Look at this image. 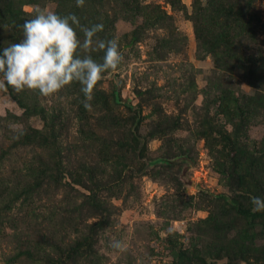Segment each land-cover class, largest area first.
I'll list each match as a JSON object with an SVG mask.
<instances>
[{"label":"rangeland","instance_id":"374dc122","mask_svg":"<svg viewBox=\"0 0 264 264\" xmlns=\"http://www.w3.org/2000/svg\"><path fill=\"white\" fill-rule=\"evenodd\" d=\"M37 8L123 60L91 110L0 89V264H264V0H0V53Z\"/></svg>","mask_w":264,"mask_h":264},{"label":"clouds","instance_id":"9594fccd","mask_svg":"<svg viewBox=\"0 0 264 264\" xmlns=\"http://www.w3.org/2000/svg\"><path fill=\"white\" fill-rule=\"evenodd\" d=\"M85 0H76L83 7ZM35 16L20 25L23 38L11 43L0 53V89L11 87L17 93L28 89L38 90L43 96L59 93L76 82L84 94V107L91 110L93 91L103 74L115 72L123 60L116 39L102 40L97 34L103 31L102 23L86 27L75 14L60 16L53 11L37 8ZM77 29L83 33L80 39ZM103 51L102 61L92 56ZM7 86V87H6ZM253 211H264V198H250ZM111 246L125 251L126 245L113 241Z\"/></svg>","mask_w":264,"mask_h":264},{"label":"water","instance_id":"95a60500","mask_svg":"<svg viewBox=\"0 0 264 264\" xmlns=\"http://www.w3.org/2000/svg\"><path fill=\"white\" fill-rule=\"evenodd\" d=\"M111 74H112L111 70L107 71V77L111 76ZM167 162H168L167 158L159 157V158H154L152 160H148L146 166L149 167V166L156 165V164H159V163H167ZM174 162H185V163H188L189 161L186 158H184V157L177 156V157H175ZM241 263L245 264V262H243V261H241Z\"/></svg>","mask_w":264,"mask_h":264},{"label":"trees","instance_id":"16d2710c","mask_svg":"<svg viewBox=\"0 0 264 264\" xmlns=\"http://www.w3.org/2000/svg\"><path fill=\"white\" fill-rule=\"evenodd\" d=\"M181 179H182V178H181ZM182 181H183V179H182ZM183 182H184V181H183ZM237 210H238L240 213L245 214L248 218H254V217H256V216L258 215V213L255 212V211L242 210V209H240L239 207H237Z\"/></svg>","mask_w":264,"mask_h":264}]
</instances>
